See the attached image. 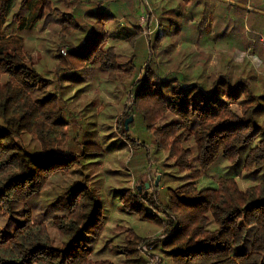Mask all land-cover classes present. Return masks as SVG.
Here are the masks:
<instances>
[{
	"label": "trees",
	"instance_id": "16d2710c",
	"mask_svg": "<svg viewBox=\"0 0 264 264\" xmlns=\"http://www.w3.org/2000/svg\"><path fill=\"white\" fill-rule=\"evenodd\" d=\"M55 1L0 0V209L8 218L14 217L13 211L21 215L16 217L17 225L11 233L0 230V264H117L106 258L91 259L99 239L103 247L109 244L131 264H141L139 246L145 237L132 228L127 235L119 232L107 236L103 232L106 205L83 188L69 203L68 214L53 221L61 236L57 245L49 229L33 222L25 207L52 174L84 160L90 148L97 145L87 141L83 151L74 156L58 152V143H65L69 137L71 121L65 117L56 86L51 88L50 80L42 83L31 56L25 57L21 35L50 16L57 17L60 31L66 34H75L69 25L82 31L79 44L67 39L66 34L57 35V44L51 42L55 48L52 55L58 58L59 48L68 47L63 63L66 67L69 63L72 69L62 78L77 81L83 78L77 71H83L84 65H94L105 75V83L129 80L132 113L140 116L155 143L152 149L137 144L138 163L156 160L160 166L159 187L163 188L155 199L128 187L111 190L126 217L145 220L165 232L151 249L168 264H264V127L258 122L264 114V94L249 88L247 81L255 79L249 74L241 73L234 83L219 78L206 86L198 80L190 81L185 74L181 79L175 74L162 77L157 68L158 62L165 63L164 52L168 50L160 49L162 41L167 34L180 35L183 29L181 22L170 25L174 16L185 15L183 4H203L205 9L211 0H161L165 3L159 4L158 28L149 43L139 28L135 32L128 26L119 27L117 9L94 4V9L85 12L88 22L84 26L76 22L81 4ZM232 1L249 5V9L235 7L237 13L245 9L259 12L260 4H264L263 0ZM21 11L29 13L25 17ZM15 22L17 27L10 31ZM109 24L115 27H106ZM129 33L133 34L129 44L135 52L128 61H120L113 40ZM143 61L144 75L139 76ZM115 116L110 103L101 101V142L106 144L101 147V160L106 150L116 147L112 126ZM132 125L134 122L129 130ZM127 136L126 143L135 142ZM34 138L40 143L38 150L25 146L26 140ZM224 162L236 170V175L251 182L241 187L238 176L219 173L209 180L207 172ZM166 166L178 172L176 182L170 185L164 183ZM144 201L164 218L148 211ZM16 206L20 209L14 210Z\"/></svg>",
	"mask_w": 264,
	"mask_h": 264
},
{
	"label": "rangeland",
	"instance_id": "374dc122",
	"mask_svg": "<svg viewBox=\"0 0 264 264\" xmlns=\"http://www.w3.org/2000/svg\"><path fill=\"white\" fill-rule=\"evenodd\" d=\"M174 1L175 3L180 2V0ZM122 2L124 4L102 5L118 10L119 20L117 23L119 27L128 26L134 30L139 28L145 41L148 42V39L158 28L159 13L162 8L159 4L164 5L165 2L148 0L146 8L142 6L141 0H122ZM214 2L215 4H212ZM187 5L183 4L185 15L174 16L172 20L174 23H170V25H174L181 22L184 25L180 35L167 34L160 45V49L168 48L164 52L165 63L158 62L157 64L161 76L171 77L175 74L181 79L185 74L190 81L198 80V82L209 86L219 78L228 79L234 83L240 78L241 73L249 74L250 77L255 78L253 81L247 79L249 88L256 94H264V41L261 40H264V9H260L259 12L256 10L250 12L245 4H234L232 0H226V2L211 0L208 4L209 8L205 9L202 8L203 4H199V7ZM94 7V4H81L76 22L86 26L88 21L85 12L94 9ZM235 7L247 9L244 13H237ZM21 12L25 17L29 13L28 11ZM180 18L182 19L179 21ZM16 27V22L12 23L10 31ZM106 27L111 29L115 25L109 24ZM60 28L57 17L50 16L46 21L40 19L32 30L21 34L25 45L24 54L25 57L31 56L32 62L42 76L41 82L50 80L51 88L56 86V93L63 99L65 117L71 121L68 128L69 137L65 143H58V152L74 156L83 151L85 146L83 144L87 141L97 145L90 148L84 160L72 164L68 170H61L62 173L52 174L47 179L42 191L25 202V207L30 212V218L33 222L44 224L49 229L53 243L59 244L61 236L53 226V221L55 218L68 214L71 209L67 208L69 203L73 200L75 193L83 188L90 192L95 200L104 201L106 206L103 232L107 236L119 232L127 235L130 228L137 230L145 237L139 246L141 264H168L167 260L150 247L153 242L165 237V232L145 220L126 217L119 211L120 200L117 196H113L115 194L111 190L112 188L128 187L135 191L139 188L138 195L151 196L155 199L158 191L163 188L159 187L161 180L159 163L154 159L138 163L140 149L137 144H143L152 149L155 143L150 133L145 130L140 116L132 113L134 110L128 94L130 91L129 80L126 83H105V75L94 65L88 68L84 65L83 71H77L79 76L83 77L77 81L72 80L73 82H71L62 78V75L69 73L72 68L69 63L67 67L63 63L68 55V47L59 48V50L65 49L66 51L65 54L60 51L61 57L52 55V50L55 48L52 47L51 42L55 41L57 44V35L66 34L65 31H60ZM69 30L75 31V34L67 33L66 38L79 44L82 31L74 30L70 25ZM132 38L133 34L130 33L126 34L123 39L120 36L114 38L120 61H128L131 54L135 52L133 46L129 44ZM145 64L146 62L143 61L141 64L143 70L141 69L137 73L139 76L144 75ZM117 89L119 92L115 91ZM101 101L109 102L115 110L116 116L112 126L115 134L113 138L117 139L116 147L106 150L102 160L101 147L105 148L106 144L103 145L101 142L103 134L101 131ZM130 116L132 119L125 125V120ZM93 122H95L94 125ZM133 122L134 125L129 130V125ZM258 122L264 127V114L258 117ZM127 135L132 137L135 142L128 141L126 143ZM28 140H26L25 146L28 149L36 148L38 150L40 143L35 138L27 142ZM167 162L170 163V161ZM136 163L138 164L135 165ZM228 165L226 162L217 164L207 172V178L209 180L216 179L219 173V175L228 177L238 176L236 178L239 179L241 187L251 182L250 178L248 180L236 175V170L228 168ZM224 166L225 168H223ZM165 170L168 175L164 183L168 185L175 183L174 176L178 175V172L174 168H167V166ZM158 175V184L154 185ZM144 206L148 211L164 218L163 213L154 209L147 201H144ZM19 209L20 206L14 207V210ZM13 215L14 217L8 218L0 209V230L9 233L13 231L17 225V218L21 216L15 211H13ZM112 230L115 231L111 232ZM102 247L100 239L97 240L94 252L91 254L93 261L106 258L117 264H131L124 259L123 254L113 252L109 244L101 249Z\"/></svg>",
	"mask_w": 264,
	"mask_h": 264
},
{
	"label": "crops",
	"instance_id": "0c3cea01",
	"mask_svg": "<svg viewBox=\"0 0 264 264\" xmlns=\"http://www.w3.org/2000/svg\"><path fill=\"white\" fill-rule=\"evenodd\" d=\"M54 4H124V3L122 2V0H108V1L101 0L100 3H98L97 0H57L54 2ZM260 5L262 6V8H264V4H260ZM246 6L249 8V5ZM256 24L258 26V23ZM261 40L264 41L263 39Z\"/></svg>",
	"mask_w": 264,
	"mask_h": 264
},
{
	"label": "water",
	"instance_id": "95a60500",
	"mask_svg": "<svg viewBox=\"0 0 264 264\" xmlns=\"http://www.w3.org/2000/svg\"><path fill=\"white\" fill-rule=\"evenodd\" d=\"M132 119V116H130L128 119L125 120V125ZM158 181H159V175L155 178V182H154V185H157L158 184ZM139 190V188H138Z\"/></svg>",
	"mask_w": 264,
	"mask_h": 264
},
{
	"label": "built area",
	"instance_id": "2783aa9c",
	"mask_svg": "<svg viewBox=\"0 0 264 264\" xmlns=\"http://www.w3.org/2000/svg\"><path fill=\"white\" fill-rule=\"evenodd\" d=\"M147 1H148V0H141V4H142V6H143L144 8H146ZM60 51H61L62 54H65V53H66L65 49H61Z\"/></svg>",
	"mask_w": 264,
	"mask_h": 264
}]
</instances>
